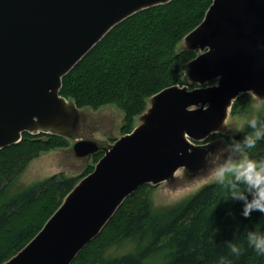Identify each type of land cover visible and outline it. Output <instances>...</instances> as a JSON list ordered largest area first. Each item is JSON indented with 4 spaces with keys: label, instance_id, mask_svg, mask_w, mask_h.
<instances>
[{
    "label": "water",
    "instance_id": "1",
    "mask_svg": "<svg viewBox=\"0 0 264 264\" xmlns=\"http://www.w3.org/2000/svg\"><path fill=\"white\" fill-rule=\"evenodd\" d=\"M172 0H0V150L24 133L73 140L77 159L102 157L45 222L2 264H71L139 187L204 175L240 95L264 100V0H213L182 40L198 54L184 65L197 87L149 98L132 133L111 145L77 138L82 111L60 95L62 78L116 25ZM215 81L212 85H206Z\"/></svg>",
    "mask_w": 264,
    "mask_h": 264
},
{
    "label": "trees",
    "instance_id": "2",
    "mask_svg": "<svg viewBox=\"0 0 264 264\" xmlns=\"http://www.w3.org/2000/svg\"><path fill=\"white\" fill-rule=\"evenodd\" d=\"M212 2L172 0L130 16L62 78L60 95L79 109L116 105L123 111L120 132L130 133L151 96L174 85L197 87L186 80L183 68L198 52L176 48L203 21ZM249 100L247 93L236 98L230 114L245 113ZM257 115L264 119V110ZM249 131L246 123L237 135L214 133L203 143L223 138L229 144ZM68 145L69 140L61 136L24 133L17 144L0 150V264L34 237L74 185L92 172L94 166L89 165L81 176L69 178L59 173L10 193L33 159ZM252 154L264 157V141L258 142ZM102 155H92V163ZM151 187L143 185L128 196L71 264H218L222 256L232 264H264V255L246 244L248 231L264 230V215L254 212L249 219L243 218L241 204L228 201L215 183L162 207L149 200ZM228 240L244 242L245 252L239 257L231 255L224 243ZM127 243L132 249L115 254Z\"/></svg>",
    "mask_w": 264,
    "mask_h": 264
},
{
    "label": "rangeland",
    "instance_id": "3",
    "mask_svg": "<svg viewBox=\"0 0 264 264\" xmlns=\"http://www.w3.org/2000/svg\"><path fill=\"white\" fill-rule=\"evenodd\" d=\"M182 47H184L183 42L177 46L176 51ZM206 85L212 84L207 83ZM247 94L250 96L247 110L243 114H230L220 132L221 134L226 136L237 135L244 128L250 116L257 115L264 110V100L256 99L250 93ZM148 105L149 99L146 108ZM81 111L82 120L76 134L77 138H91L102 142L104 145H111L122 135L120 128L123 123V111L116 105L107 104L95 110L83 108ZM138 124L139 120L138 117H136L133 127ZM218 140V151L213 158H218L225 146L228 145L223 138H219ZM72 144L73 140H69V145L67 147L41 153L37 158L33 159L27 165L24 172L14 181L10 188V193H15L31 185H35L59 173L69 178L78 177L83 175L87 166H95L91 158H75L71 150ZM182 172V169L176 172V181L172 184L165 182L156 185L150 184L152 187L149 190L148 196L153 206L162 207L176 204L196 193L204 185L214 183L208 171L204 175L189 181L184 179ZM132 247V244L127 243L126 246L117 248L118 250L115 254L121 255L129 249H132ZM112 250L113 248H110L109 253ZM156 261L160 262L161 260L158 258Z\"/></svg>",
    "mask_w": 264,
    "mask_h": 264
},
{
    "label": "clouds",
    "instance_id": "4",
    "mask_svg": "<svg viewBox=\"0 0 264 264\" xmlns=\"http://www.w3.org/2000/svg\"><path fill=\"white\" fill-rule=\"evenodd\" d=\"M251 129L239 140L233 138L218 158L206 159V170L211 179L224 192L228 201L241 204V216L249 219L254 212L264 215V157L252 153L258 142L264 141V119L252 115L247 120ZM229 253L235 257L245 252L244 242H224ZM246 244L259 255H264V230L257 227L246 234ZM218 264H232L221 257Z\"/></svg>",
    "mask_w": 264,
    "mask_h": 264
},
{
    "label": "flooded vegetation",
    "instance_id": "5",
    "mask_svg": "<svg viewBox=\"0 0 264 264\" xmlns=\"http://www.w3.org/2000/svg\"><path fill=\"white\" fill-rule=\"evenodd\" d=\"M82 120V119H81ZM212 141H217L218 143H219V140L217 139V140H210L209 142H212Z\"/></svg>",
    "mask_w": 264,
    "mask_h": 264
}]
</instances>
